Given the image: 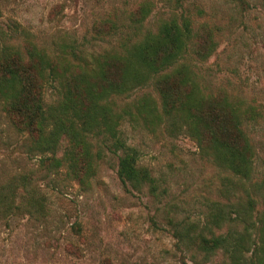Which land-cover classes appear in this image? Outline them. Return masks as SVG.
I'll return each mask as SVG.
<instances>
[{
    "label": "rangeland",
    "instance_id": "obj_1",
    "mask_svg": "<svg viewBox=\"0 0 264 264\" xmlns=\"http://www.w3.org/2000/svg\"><path fill=\"white\" fill-rule=\"evenodd\" d=\"M184 17L192 32L212 30L214 48L200 59L192 40L180 61L189 64L203 91L224 89L241 110L251 109L242 118L254 150L250 177L218 166L182 119L161 114L150 124L142 118L144 100L159 103L155 76L170 68L149 72L143 84L114 98L116 109L134 115H125L118 138L149 168L154 193L147 186H124L117 176L122 147L93 133L88 139L99 156L82 186L66 163L42 161L52 152L36 149L0 101V264H231L228 248L206 252L193 238L224 233L228 226L239 231L262 208L263 192L255 185L264 184V0H0V26L9 33L4 42L19 44L29 34L58 56L71 49L84 55L121 52L123 44L156 32L161 22L182 23ZM61 97L58 80L47 74V130ZM248 196L255 207L229 224L233 208ZM219 209L227 219L221 226L214 222ZM248 246L241 264H254L255 245Z\"/></svg>",
    "mask_w": 264,
    "mask_h": 264
},
{
    "label": "trees",
    "instance_id": "obj_2",
    "mask_svg": "<svg viewBox=\"0 0 264 264\" xmlns=\"http://www.w3.org/2000/svg\"><path fill=\"white\" fill-rule=\"evenodd\" d=\"M140 12L144 16L148 14L145 6ZM182 19V23L175 18L161 22L156 32H148L140 41L123 44L121 52L87 55L74 49L68 55H55L40 47L29 34H25L22 43L9 44L4 42L9 33L0 26V101L4 110L12 123L28 134L36 149L52 152L42 161L53 167L66 163L73 179L82 186L94 174V162L99 156L92 151L88 139L93 133L113 138L115 149L122 147L117 176L124 186L134 190L147 186L154 193L155 178L149 168L139 165L137 151L124 146L118 138L119 125L125 115L130 114L132 118L134 115L129 109H116L114 98L143 84L149 72L159 73L170 68L155 76L159 103L152 98L144 100L138 111L142 118L150 124L161 114L182 119L188 134L218 166L240 179L249 178L254 150L242 127V118H247L251 109L241 110L224 89L214 94L201 89L189 64L180 58L192 40L195 55L207 58L214 48L213 32L210 29L192 32L188 19ZM47 74L58 80L62 95L53 111L49 130L43 98ZM59 151L61 155L56 156ZM263 186V182L255 185L257 191L263 192L262 208L255 220H250L239 231L228 226L224 233L210 237L199 234L193 238L198 248L206 252L228 248L231 264H241L240 259L253 242L252 262L264 264ZM254 207V198L248 196L245 203L233 208L235 216L229 224L241 215L243 220L242 210L250 214ZM225 220L223 210L219 209L214 222L221 226ZM250 228L254 230V239H251Z\"/></svg>",
    "mask_w": 264,
    "mask_h": 264
}]
</instances>
